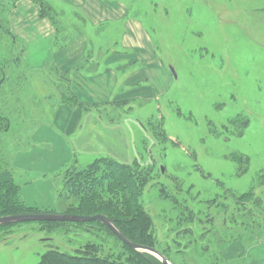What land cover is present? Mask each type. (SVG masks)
I'll return each instance as SVG.
<instances>
[{
  "label": "rangeland",
  "instance_id": "1",
  "mask_svg": "<svg viewBox=\"0 0 264 264\" xmlns=\"http://www.w3.org/2000/svg\"><path fill=\"white\" fill-rule=\"evenodd\" d=\"M52 1L46 12L59 25L60 39L89 33L92 48L95 40L106 53L120 47L126 19L136 20L162 65L163 76L143 85L159 95L91 106L70 139L74 160L55 173L22 167L33 131L51 121L69 82L52 68L35 72L23 65L21 44L8 33L14 0H0V175H11L25 203H41L39 189L51 188L46 201L53 213L64 214L82 200L68 197L69 177L85 187L77 172L91 163L106 168V160L136 161L137 169L152 173L140 202L153 217L158 251L176 264H247L264 235V184L258 183L264 172V0H118L126 17L100 26ZM236 153L249 157L242 174ZM250 189V199L237 201ZM185 196L199 201L193 218ZM47 227L38 221L0 227V264H36L50 248L75 253L89 242L101 243L100 255L119 251L105 231ZM232 243L243 250L233 260L223 254Z\"/></svg>",
  "mask_w": 264,
  "mask_h": 264
},
{
  "label": "crops",
  "instance_id": "2",
  "mask_svg": "<svg viewBox=\"0 0 264 264\" xmlns=\"http://www.w3.org/2000/svg\"><path fill=\"white\" fill-rule=\"evenodd\" d=\"M55 1L76 11L93 26L121 21L127 14L125 5L118 0ZM8 30L12 40L21 44L23 65L35 72L52 68L59 76L66 77V82H69L66 98L71 97L54 105L49 114L51 121H40L32 133L34 144L28 149L30 152L23 155V159L20 157L22 167L55 173L74 160L70 139L78 135L83 120L91 113L74 105L73 98L96 108L128 99L149 100L159 95V91L143 85L152 76H163L162 65L155 58L149 38L136 20L126 19L120 47L107 53L95 40V48H92L93 37L85 32L73 35L69 40L66 34L63 37L66 42L58 45L56 26L49 18L40 15V7L34 0H14L8 10ZM10 179V174L1 173L0 184ZM50 189H39L45 194L41 203H24L52 211L51 203L46 201ZM259 242L258 247L250 248L247 264H264V235ZM242 251L238 243H232L223 254L233 260L239 258Z\"/></svg>",
  "mask_w": 264,
  "mask_h": 264
},
{
  "label": "trees",
  "instance_id": "3",
  "mask_svg": "<svg viewBox=\"0 0 264 264\" xmlns=\"http://www.w3.org/2000/svg\"><path fill=\"white\" fill-rule=\"evenodd\" d=\"M34 1L38 3L40 7V15L49 18L56 26L58 31L56 43L58 45H61L62 41L65 43V38L60 39L59 25L55 22L53 15L50 14V12H46L47 7H51V4L49 3H53V1ZM55 10L57 11V9ZM72 103L82 107L86 111H89V108H91V106L78 102L75 98L72 99ZM229 124L232 125H230L231 127L234 126L231 121ZM232 156V159L240 164V167L238 168L239 173L242 174L246 172L249 167V157L241 153H236ZM102 164H104L106 168H102L99 162H94L77 172L78 175L84 178L81 181H84V183L87 184L85 187H83V183H79L72 179V177L68 178L71 188V192L67 193L69 195L68 197L81 196L82 200L77 205H67L66 212L82 215H93L97 213L105 214L116 228L129 240L157 249L153 217L146 211L143 204L140 202L142 187L150 175L152 176V173L146 172L141 168L137 169L138 162L136 161L133 162V165L121 164L115 160H106V162H102ZM96 174L101 177H97ZM258 177H260L258 183L264 184V172ZM20 191L21 187L13 179L0 184V216L20 213L52 212L38 210L34 207L27 206L21 199ZM253 194V189H250L238 196L237 201H246L250 199ZM183 200L185 207L189 209V216L193 218L197 210L200 208V205H197V202L199 201L197 199H189L187 196L183 197ZM38 222L46 224L48 229L50 226L55 227L68 223L70 225H77L80 228L85 226L84 229L90 233H94V231H105L116 242H118L120 247L116 244L113 245L116 250L119 251L117 253H109L108 255L99 254L101 243L96 242L85 244L83 247L77 249L75 253L60 251L57 248H50L40 255L36 264H163L155 256L147 252L134 250L123 243L109 228L99 221ZM10 224L15 223L3 224L0 225V227ZM184 229L183 232L189 231L191 228L188 226ZM162 254H164L173 264H176L167 254L164 252H162Z\"/></svg>",
  "mask_w": 264,
  "mask_h": 264
},
{
  "label": "water",
  "instance_id": "4",
  "mask_svg": "<svg viewBox=\"0 0 264 264\" xmlns=\"http://www.w3.org/2000/svg\"><path fill=\"white\" fill-rule=\"evenodd\" d=\"M172 74L176 77L175 70L171 67ZM164 168L161 166V172ZM99 221L104 224L107 228L115 234L123 243L128 245L134 250L147 252L156 258H158L163 264H172L168 258L158 251L156 248L151 246H146L142 244L135 243L125 237L116 226L110 221L108 216L102 213H97L93 215H82V214H56L52 212H36V213H20V214H8L0 216V225L9 223H19L25 221H68V222H88V221Z\"/></svg>",
  "mask_w": 264,
  "mask_h": 264
}]
</instances>
